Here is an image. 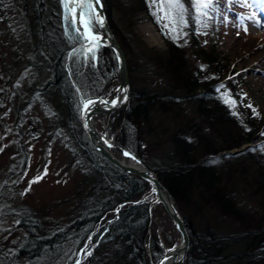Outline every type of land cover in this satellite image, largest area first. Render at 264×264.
I'll use <instances>...</instances> for the list:
<instances>
[{
	"label": "rangeland",
	"instance_id": "obj_1",
	"mask_svg": "<svg viewBox=\"0 0 264 264\" xmlns=\"http://www.w3.org/2000/svg\"><path fill=\"white\" fill-rule=\"evenodd\" d=\"M23 1L25 0L0 1V31L3 35L0 45V242L11 246L24 242L27 235L26 228L20 225L19 215L27 214L39 219L45 229L63 228L78 213L83 201L95 192L96 186V172L92 163L83 157V147L79 144L75 129H70L68 125L71 116L65 105L60 106L63 102L61 96L56 93L52 96L49 93L40 95L37 106L31 105L33 90L46 82L43 71H38L36 75L28 76L22 81L19 79L22 71L18 68L15 81L17 93L13 97L12 82L8 78L11 71L8 67L10 49L8 35L4 32L9 33L11 19L18 21L17 14H14L23 11L18 7L23 5ZM107 1L111 26L124 45L132 90L145 94L163 92L166 81L159 69L161 66L152 59L167 50L164 32L177 43H186L189 46L188 61L195 64L191 69L192 73L197 68V61L195 63L191 60L194 55L193 48L197 46L194 43H202L206 50L212 48L211 43H214L220 59L230 65L228 72L235 70L239 73L236 89L240 91L237 93L242 96L247 114L227 121L222 118L209 122V115L199 111V101L179 99L181 101L175 109L181 111V116L178 117L173 111L169 113L168 119L157 117L152 124L143 123L138 126L139 135L124 132L119 138L125 117L122 114H109L107 117L101 114L93 121L102 134L114 141H128L135 152L143 155L156 168L152 172L161 177H165L166 173L162 169L163 165L171 166L182 161L177 152L180 145L174 140V135L182 131L188 135L192 152L197 158L214 149L236 144L242 138L250 137V145L260 146L264 143V0H220L217 4L222 7V12L218 20L210 24L212 17L199 14L194 19L195 27H192L188 18L190 9L182 0V15L176 10H169L166 4L162 6L161 0H147L146 4L139 0ZM64 2L62 13L66 22L70 18V12ZM224 2L228 7L224 6ZM254 3L260 6L261 14L253 13ZM190 5H193L192 2ZM201 10L203 8L198 11ZM29 16L32 20L29 29H38L31 11ZM25 23L27 30V22ZM14 28L16 31L24 30L21 21L14 23ZM256 29L263 32V35L254 47L237 44L240 41L247 42L254 36ZM93 32L99 37V41L106 42L98 24H94ZM150 34L155 35V42ZM97 47L92 49L95 54ZM101 48L100 53L106 68L100 70L102 80H93V75L88 78V96L97 91H107L110 96H114L120 90L117 60L110 48L106 45H101ZM260 54L263 56L259 57ZM87 73L90 74V71ZM41 78L43 81H40ZM108 78L111 84H107ZM168 84L176 85L174 81H169ZM173 95L177 101L178 97L182 98L187 92L176 91ZM223 97L233 101L225 93ZM226 103L230 104V109L237 108L235 101ZM150 126L156 129V135L149 133ZM82 137L86 141L85 136ZM247 145L249 144L231 151L235 152ZM260 150L264 154L263 147L256 149L255 162H246L247 165L252 164L251 175L246 181L239 174L231 177L234 168L244 167L239 166L244 163L243 159L221 161L219 166L220 171L225 173L221 182L237 203V209L241 211L239 216L222 211L208 190L174 197L181 213L188 220L191 242L196 246L192 253L194 257L200 243L211 237L208 234L210 229L211 232L216 231L218 236L236 240L227 249L229 254H248L263 249L264 176L260 174L264 173V156H260ZM40 177L42 179H38ZM147 197L150 201L155 199L154 192L151 190ZM117 209L106 213L104 218L111 217ZM151 233V247L147 249L145 246L146 254L150 253L147 256L151 264V260L160 264L167 251L174 250L180 244V236L174 223L161 205L154 207ZM94 247L90 237L73 264L86 263L90 256L87 253H92Z\"/></svg>",
	"mask_w": 264,
	"mask_h": 264
},
{
	"label": "trees",
	"instance_id": "obj_2",
	"mask_svg": "<svg viewBox=\"0 0 264 264\" xmlns=\"http://www.w3.org/2000/svg\"><path fill=\"white\" fill-rule=\"evenodd\" d=\"M139 1L144 4L147 3V0ZM218 1L220 0H213L214 3L210 7L203 8L200 12L192 0H182L190 9L188 18L192 21H190L192 27H195L194 19L199 14H203L207 18L212 17L210 24L218 20L219 14L222 12V7L218 6ZM103 2L109 15L108 1L103 0ZM190 2L193 5L189 6ZM225 3H223L224 6L228 7ZM70 25L71 29L74 30L71 23ZM113 30L119 39L114 27ZM163 35L167 42V50L164 54H157L156 58L153 57L152 60H156L162 68L159 69L166 81L165 88L161 94L137 93L132 90V98L128 106L111 113V115L122 114L125 117L119 138L123 136L124 132L139 135L138 128L141 124H152L157 117L168 119L170 112L174 111L178 117L181 116L179 115L181 111L175 109L181 100L199 101V111H202L204 115H209L207 120L209 122L222 118L227 121V119L237 118L241 114H247L242 96L237 93L240 91L236 89L239 73L237 74L235 70L228 72L230 65L220 59L214 43H211L212 48L206 50L205 45L194 41V45L197 46L193 48L194 55L191 60L195 63L197 61V68L195 73H192L191 69L195 67V64L188 61L189 46L186 43H177L164 32ZM81 42L82 39L80 38ZM120 43L124 48L121 41ZM94 46L97 45H82L77 49L79 56L78 83L86 97L107 96L110 95L107 91H97L94 95H87L86 83L88 78L93 75V80H102L100 70L106 68L100 53L101 46L97 47V61L94 58V50H89L94 49ZM147 51L150 52L151 50L147 49ZM152 60L150 59V61ZM88 70L90 74L87 73ZM104 77L107 75L104 74ZM169 81H174L176 85L168 84ZM109 83L110 79L108 78L107 84ZM63 88L65 91L64 86ZM227 88H229L228 92H225ZM182 90H185L187 95L182 96V98L178 97L176 101V96L173 93ZM224 93L237 104L235 110L234 108L230 109V104L226 103V99L223 97ZM75 121L74 126L75 124L78 126L73 128L78 136L79 144L83 147V157L92 163L96 172L94 177L96 181L95 192L83 201L78 213L63 228L45 229L39 219L27 214L19 215L20 225L26 228L27 235L24 242L17 246L0 242V264H73L78 259L80 251L90 236L95 247L84 264H151L145 248L152 228L149 212L150 198L139 202L149 195L152 190L151 185L137 176L122 172L104 159L90 143L82 129L80 118ZM148 129L149 133L156 135L154 127L150 126ZM82 136H85L86 141L83 140ZM187 136L184 131L174 135L175 142L180 145L177 152L182 161L171 166L163 165L162 169L166 171L165 177H158L173 193L174 197L208 190L213 201L222 211L239 216L241 211L237 209V203L230 197L221 182L225 173L220 171V163L221 161L243 159L244 163H240L239 166L244 165V167L234 168L231 177L234 174H239L246 181L251 175L250 166L252 165H247L246 162L248 160L255 162L254 152L259 147L264 148V143H261L260 146L250 145L252 142L250 137L242 138L236 144H230L222 149H214L207 152L203 157L197 158L196 154L192 152L191 143ZM117 142L139 157L151 170L155 168L143 155L135 152L128 141L119 139ZM246 144L249 145L231 153L233 148H240ZM260 156H264L263 150H260ZM260 175L264 176V173ZM121 204L124 206L116 213L109 218H104L106 213L116 210ZM185 221L188 227L186 218ZM208 234L211 237L200 243L201 246L198 247L195 257L192 253L196 246H194V242H191L187 264H221V262L222 264L224 262H226L225 264H261L264 262V243L263 249L257 252L229 254L227 249L236 240L231 237L218 236V233L216 231L211 232V229ZM153 262L156 263L155 260Z\"/></svg>",
	"mask_w": 264,
	"mask_h": 264
},
{
	"label": "flooded vegetation",
	"instance_id": "obj_3",
	"mask_svg": "<svg viewBox=\"0 0 264 264\" xmlns=\"http://www.w3.org/2000/svg\"><path fill=\"white\" fill-rule=\"evenodd\" d=\"M63 1H23V5L18 6L23 11L15 13L14 16L17 14L24 30L16 31L14 23L18 21L11 19L10 31L4 34L8 35L7 42L10 49L8 67L11 70L8 78L12 82L13 97L17 93L15 81L18 68L22 71L19 76L22 81L28 76L36 75L38 71H43L46 82L33 90L31 105L37 106L40 95L58 94L63 101L60 106L65 105L69 110L71 119L68 125L73 128L78 126L76 124L74 126V123L80 118L81 108V97L75 88V84L79 86V56L76 47H79L80 35L77 30L71 29V20L64 21ZM30 11L38 29H29L32 22ZM25 22H27V30ZM1 36L3 35L0 31V45ZM40 81H43V78Z\"/></svg>",
	"mask_w": 264,
	"mask_h": 264
},
{
	"label": "water",
	"instance_id": "obj_4",
	"mask_svg": "<svg viewBox=\"0 0 264 264\" xmlns=\"http://www.w3.org/2000/svg\"><path fill=\"white\" fill-rule=\"evenodd\" d=\"M96 11L99 13L100 17L103 18V24L98 25L106 39V42L103 43L98 41L94 43L105 44L114 51L118 61L120 90L122 91V95L119 99L115 98L114 96L83 99L80 88L75 84L76 90L82 98L81 123L83 129L87 133L93 147L101 154L102 157H104L122 172L138 176L153 187L155 199L150 203L149 207L151 220L154 219V207L162 205V207L172 219L174 226L180 236V244L171 252V260L168 264H187L188 252L191 243L190 233L185 219L181 214L171 191L162 183L159 177L152 173V171L143 161H141L133 153L124 149L114 140L109 139V137L102 134L94 126L93 119L95 117L100 116L101 114L107 116L111 112L125 108L129 104L132 95L127 57L113 31V28L111 27L103 0H100V5L97 7ZM76 16L77 18L75 21L72 19L73 24L76 30L79 29V34L85 39L84 26L80 25L79 23L78 9ZM85 41L86 44L93 43L89 42L87 39H85ZM89 101L92 103H90L88 108L85 109L84 105ZM125 153H128L129 155H125ZM146 247L147 249L151 247V235L149 236ZM147 255L150 256V253L148 252ZM166 257L167 253L163 260Z\"/></svg>",
	"mask_w": 264,
	"mask_h": 264
},
{
	"label": "snow or ice",
	"instance_id": "obj_5",
	"mask_svg": "<svg viewBox=\"0 0 264 264\" xmlns=\"http://www.w3.org/2000/svg\"><path fill=\"white\" fill-rule=\"evenodd\" d=\"M165 4L169 10H176L182 15L183 5L180 0H161V5L163 6ZM193 4L197 10H200L201 8L206 9L213 4V0H193ZM99 5L100 0H65V7L68 12L72 14V19L74 21L77 18V9L79 10V22L84 26L85 39L93 43L99 41V37L93 32L94 24H103V18L100 17L99 13L96 11ZM77 31H79V29H77ZM89 50L91 51L92 49ZM226 102L234 103V101L230 100H226ZM90 103L92 102L89 101L86 103L84 108L87 109ZM249 107H251V105H249ZM125 155L129 154L125 153ZM38 179H42V177ZM35 182L38 181H33V183ZM87 255H91V252H88Z\"/></svg>",
	"mask_w": 264,
	"mask_h": 264
},
{
	"label": "bare ground",
	"instance_id": "obj_6",
	"mask_svg": "<svg viewBox=\"0 0 264 264\" xmlns=\"http://www.w3.org/2000/svg\"><path fill=\"white\" fill-rule=\"evenodd\" d=\"M254 11L255 12H253L254 14L256 13V14H261V9H260V6L259 5H257L256 3H254ZM250 19H252V18H250ZM257 28V27H256ZM254 36H252L247 42H245V41H240L239 43H237L239 46L240 45H246V46H248V48H252V47H254L255 46V43H257L258 41H259V39L261 38V36L263 35V32H261L259 29H256L255 31H254ZM150 37L152 38V41H156V38H155V35L153 36L152 34H150ZM260 56H263V54H260L259 55V57ZM121 95H122V91L121 90H119L118 92H117V94H115L114 95V97L115 98H117V99H119L120 97H121ZM171 252L172 251H168V253H167V257L163 260V261H161L160 262V264H168L169 262H170V260H171Z\"/></svg>",
	"mask_w": 264,
	"mask_h": 264
}]
</instances>
